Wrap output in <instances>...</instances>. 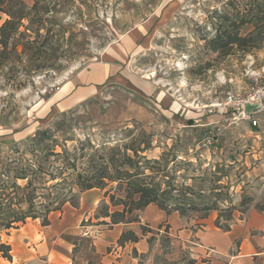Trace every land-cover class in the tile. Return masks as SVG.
I'll return each mask as SVG.
<instances>
[{"label":"rangeland","instance_id":"1","mask_svg":"<svg viewBox=\"0 0 264 264\" xmlns=\"http://www.w3.org/2000/svg\"><path fill=\"white\" fill-rule=\"evenodd\" d=\"M248 4L262 6L257 27ZM241 5L244 11L236 20L242 14L245 19L239 35L254 31L259 45L224 56L207 49L203 39L214 35L216 19L234 16ZM8 14L17 22L25 17L0 67V145L9 148L3 153L47 131L49 148L76 152L77 168L99 165L108 155L118 163L130 159L133 167L117 169L134 172L139 167L149 182L173 195L187 186L185 196L198 208L216 206L207 217L216 215L222 225L229 214L231 225L264 204V113L253 127L231 124L230 114L207 109L229 95L245 98L252 87H264V0H0V26ZM114 58L120 60L117 74L92 96L67 106L68 97L60 95L66 81ZM49 160L55 167L62 164L57 157ZM55 182L42 192L67 193L68 186L51 187ZM93 190L103 197L94 215L105 208L122 210V205L111 206L105 192L124 198V185L119 189L113 182ZM72 192L67 200L78 207L86 191L72 186ZM247 198L251 202L244 205ZM71 203L66 204L74 207ZM140 213L127 214L125 220L137 214L140 222ZM203 215L188 210L186 224L194 228ZM34 223L41 225L42 219L26 220ZM148 236L157 245V262L191 264L162 226ZM76 249L73 255L79 257L78 242Z\"/></svg>","mask_w":264,"mask_h":264},{"label":"crops","instance_id":"2","mask_svg":"<svg viewBox=\"0 0 264 264\" xmlns=\"http://www.w3.org/2000/svg\"><path fill=\"white\" fill-rule=\"evenodd\" d=\"M121 51L128 56L126 45ZM122 53L121 57L125 58ZM106 55L112 57L108 52ZM115 61L114 58L93 64L66 81L60 90L63 98L68 97L66 105L92 96L99 86L115 76L121 69L120 60ZM102 198L96 190H88L82 194L78 207L66 204L60 211L51 212L47 226L25 223L0 234V245L9 246L11 257L4 258L0 252V264H77V260L79 264H162L155 258L157 245L150 244L149 232L139 231L140 224L156 233L162 226L176 239L174 247L189 254L195 264H264V212L251 208L224 231L215 225L216 215L197 221L199 224L191 228L186 224L187 219L176 212L167 215L155 205H149L140 213L137 224L108 225L105 224L109 223L108 218L93 214ZM84 219L89 220L87 226H81ZM102 224L109 227L104 229ZM129 231L138 240L118 244L119 237ZM77 242L80 254L74 257Z\"/></svg>","mask_w":264,"mask_h":264},{"label":"trees","instance_id":"3","mask_svg":"<svg viewBox=\"0 0 264 264\" xmlns=\"http://www.w3.org/2000/svg\"><path fill=\"white\" fill-rule=\"evenodd\" d=\"M240 7L241 12H239ZM240 7L237 8L234 16L223 14L216 19L219 21V27L214 35L203 39L207 49L224 56L231 54L234 50L249 52L259 45L256 39L252 37L254 31L244 37L239 35V29L244 25L242 20L245 19V15L242 14V17L236 20V17H239L244 11L242 5ZM248 7L253 27H257L262 6L261 4H248ZM8 16L10 18L0 26V67L6 61L5 53L8 49L9 40L18 32V26L21 25L20 21L25 17L22 15L17 22L11 14ZM49 139L50 135L47 131H40L19 142L8 153H3L5 147L0 145V232L18 228L24 225L27 219L41 218V225L47 226L49 224L48 215L51 212L60 210L67 202L71 203L67 197L74 195L72 186L77 187L81 193L92 189L103 190L108 183L113 182L118 183L119 189L124 185V198L115 199L114 194L110 195L109 192H105V196H109L111 206L122 205V210L110 212L109 208H105L104 213L95 215L97 218H108L110 223H105L108 225L138 222L136 220L137 214L132 220H125V215H131L134 211L142 212L149 205H155L167 215L171 212H177L182 217L186 216L188 210L203 211L204 215L199 217L200 219H205L208 211L214 210L216 207L206 204L198 208L190 197L185 196L189 190L187 186L176 195H173L169 188L161 190L159 186L148 181L149 176L139 167L134 172L117 169L121 165L133 167L129 165L130 159L118 163L112 155L111 158L108 155V158L104 157L99 165L94 164L95 166L92 165L87 169L77 168L75 164L76 152L70 154L67 150H63L62 153H56L54 148H49L48 143L46 144ZM210 139L215 141V137L207 138L208 141ZM5 149L8 150L9 148L6 147ZM51 157L61 159V166H52L49 160ZM18 181H22L24 184L20 185ZM48 182H55L51 187L65 185L69 189L65 194L56 193L55 196H52L48 193L45 195L42 190L47 188ZM250 202L251 198H247L243 204L248 205ZM71 205L76 206L72 203ZM255 209L264 212V204L259 208L255 207ZM230 210L229 208L227 212L230 213ZM232 219V215L229 214L228 218L224 220L225 225H222L219 222L220 218L217 217L215 225L227 231L230 227L227 223ZM146 232L150 233L151 231L149 229L142 230L143 234ZM137 240L138 238L129 231L123 233L117 242L122 244ZM9 251V246L0 245L2 256L10 260ZM88 264L92 263L89 262ZM191 264H195V261L191 260Z\"/></svg>","mask_w":264,"mask_h":264},{"label":"built area","instance_id":"4","mask_svg":"<svg viewBox=\"0 0 264 264\" xmlns=\"http://www.w3.org/2000/svg\"><path fill=\"white\" fill-rule=\"evenodd\" d=\"M207 109L208 112L213 109L221 116L230 114L231 124L246 122L256 127L259 116L264 113V87H252L245 98L229 95L223 103Z\"/></svg>","mask_w":264,"mask_h":264}]
</instances>
